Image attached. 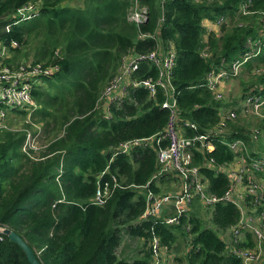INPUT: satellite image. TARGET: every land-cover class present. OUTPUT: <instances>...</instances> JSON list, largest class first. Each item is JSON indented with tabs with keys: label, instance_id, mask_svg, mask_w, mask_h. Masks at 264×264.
<instances>
[{
	"label": "trees",
	"instance_id": "obj_1",
	"mask_svg": "<svg viewBox=\"0 0 264 264\" xmlns=\"http://www.w3.org/2000/svg\"><path fill=\"white\" fill-rule=\"evenodd\" d=\"M65 1L0 0V39L18 42L11 46L14 54L7 63L28 55L27 51L19 53L20 47L37 38L33 62L59 65L32 90L38 107L31 117L41 124L46 138L40 158L32 159L22 150L31 124L24 122L19 129L0 127V225L21 234L43 264H149L153 235L172 248L176 262L243 264L226 249L215 230L202 226V206L197 199L179 224L141 217L146 189L158 190L166 176L171 177L166 173L159 182L144 186L158 168V147L169 142L165 136L155 140L163 134L169 116L168 109L161 106L163 89L158 86L151 95L144 86H129L126 94L111 104V116H106L98 100L119 71L126 52L155 47L154 38H140L139 32H154L163 47L171 42L175 48L171 82L178 121L196 123V130L187 128V134L209 130L218 120L219 109L232 100L214 98L203 81L208 70L223 59L243 53L247 35L255 33L250 17L240 16L247 20L241 26L234 19L245 0H140L148 7L147 19L140 25L129 19L133 0H83L82 6ZM250 1V7L264 10V0ZM31 2L37 8L35 15L16 21L18 9ZM220 14L228 15L229 20L216 32L207 31L203 19ZM203 50L208 55H203ZM256 65H264V48L243 67L250 71ZM137 74L155 76L156 69L144 61ZM251 74L249 87L243 89L264 94V71ZM10 111L27 116L21 108ZM255 117L259 135H264V117ZM231 126L236 130L229 129L227 139L243 137L251 142L249 129L238 123ZM150 136L152 141L143 140ZM135 139L141 141L129 152H117L121 142ZM191 152L193 164L207 182V192L223 193L229 180L216 167L235 153L220 140H214L210 150L192 147ZM256 175L264 179V170ZM105 182L112 193L105 203H96V190ZM207 211L222 232L239 217L236 205L228 200L215 202ZM126 236L143 241L133 254L120 255L118 248ZM242 244H254L249 230L244 232ZM0 264L31 263L17 242L0 234Z\"/></svg>",
	"mask_w": 264,
	"mask_h": 264
},
{
	"label": "built area",
	"instance_id": "obj_2",
	"mask_svg": "<svg viewBox=\"0 0 264 264\" xmlns=\"http://www.w3.org/2000/svg\"><path fill=\"white\" fill-rule=\"evenodd\" d=\"M251 3L250 0L242 1L234 16L236 23L240 26L247 22L240 16L250 17L249 23L255 30V33L247 35L245 39V51L228 61L223 59L218 66L208 70L205 75L204 85L216 99L225 97V88L230 87V82L240 73L243 64L259 55L264 48V10L250 7ZM36 12V6L28 4L15 13L16 21L32 17ZM147 15V5L141 3L140 0H133L129 8V19L140 25L145 22ZM229 18L228 15L223 14L215 19L206 17L203 19V24L207 31L216 32L220 24ZM212 26H216L217 29H213ZM6 29L9 30L10 25H6ZM138 36L154 38L155 47L149 50L131 49L126 52L122 57L119 71L106 85L99 97L98 104L106 116H111V104L124 96L129 86H144L151 95L158 86L163 89L164 98L161 106L168 109L169 116L163 134L157 136L155 140L158 142L165 136L169 142L164 147H158V168L144 186L153 180L159 182L161 175L171 173V176L177 178L178 189L160 191V189L147 188L141 217H155L166 224H179L181 216L191 209L195 198L206 208L211 207L217 201H231L236 205L239 217L229 227L228 238L223 239L226 249L239 256L243 264H250L252 261L258 260L264 253V179L257 177L256 173L264 170V135H259V129L254 127L250 130V143L246 142L243 137L227 139L226 136L227 132H230L227 128L228 124L235 120L239 113L243 116L253 114L264 117L262 90L247 92L238 96L232 104L220 108L218 120L209 130L187 134V128L196 130L197 125L188 119L178 121L176 92L171 82L172 68L176 57L174 45L169 42L166 47H163L154 32L140 31ZM17 45L16 40L6 43L0 39V127H7L3 122L6 117L10 116L9 113H14L10 111L12 108L26 110L29 119L27 123L31 124V127H27L22 150L29 157L39 159L38 148L36 149L33 142L37 140L39 133L41 134L42 128L31 117L33 111L38 107L32 90L43 83L41 80L43 76H49L56 72L59 65L33 61H21L18 65L7 63V58L11 57V46ZM202 54L208 55V52L203 50ZM144 61L155 67V76L137 74ZM262 71H264V65H256L252 68L254 74H259ZM255 87L256 85L253 86V88ZM259 88H261V84H259ZM152 139L153 137L150 136L143 140L152 141ZM214 140H220L227 144L235 153L230 161L223 162L216 167V171L224 172L229 180L228 187L219 195L207 192V182L199 167L193 164L191 152L192 147L199 150L212 149ZM140 141V139H135L121 142L117 147V152H129L131 147ZM212 160L210 158L209 162L212 163ZM60 172H62V167ZM111 193L109 182H105L104 185L99 184L93 201L105 203ZM258 205L261 207L257 208ZM5 227L0 225V234H4ZM185 229L189 230L188 224ZM246 230H249L255 238L253 245L242 244ZM149 246L152 254L149 264H174V251L168 244L162 243L159 236L153 235L149 239Z\"/></svg>",
	"mask_w": 264,
	"mask_h": 264
},
{
	"label": "rangeland",
	"instance_id": "obj_3",
	"mask_svg": "<svg viewBox=\"0 0 264 264\" xmlns=\"http://www.w3.org/2000/svg\"><path fill=\"white\" fill-rule=\"evenodd\" d=\"M65 4H71L70 0H66L64 2ZM32 5H34V3H30ZM75 4V2L73 3ZM76 5V4H75ZM81 6L84 4H80ZM35 6V5H34ZM38 47V41L37 38H35L34 40H30L27 45L25 46H21L19 49V53H24L27 51L28 55H23L19 60L17 61H11L8 63H17L20 61H28V62H32L33 61V57H34V53L37 50ZM14 52H11V56H13ZM252 70H246L245 67H243L240 70V73L235 76L233 78V80L230 82V87L226 89V96L224 97L225 100H230V98H233L234 100L237 99L238 96H241L245 93H247V88L243 89V86L245 87H249L248 81L250 80V76L252 75ZM241 77V78H240ZM242 81L246 82L245 84H242ZM10 116L6 117L5 121L3 122L4 125H7V127H11V128H16L19 129L20 127L22 128V126H24V122H28L29 119L27 118V116L22 117L20 115L14 114V113H9ZM256 115L253 114H249V115H241L240 113L238 114V119L239 120H233L231 121L227 128L230 130H236L234 129L231 124H235L238 123V125L243 126L246 129L251 130L252 128L256 127L255 126V117ZM259 117V116H257ZM40 124V123H39ZM38 124V125H39ZM41 125V124H40ZM34 128L38 129V127ZM237 128V127H236ZM33 144L36 145V149H37V154L40 155L41 151L44 150V145L46 144V138L43 135V132L41 131V134L39 133V136L37 138V140H35L33 142ZM33 159V158H32ZM160 191H173V190H177L178 189V181L177 178H174L173 176L168 177V179H164L160 186ZM197 199V198H195ZM194 201V200H193ZM197 201H199L197 199ZM199 203L201 204V202L199 201ZM193 204V202H192ZM202 206V204H201ZM192 208V205H191ZM201 215L203 217V222H202V226H208L210 228H212L213 230H215L217 232V234L223 238V239H227V235H225L224 233L226 231H228V229L226 231H224V233L221 230H218L216 228V226L210 221L209 219V212L207 211V208L202 206L201 209ZM143 239L142 238H134V237H129L126 236L124 241L122 242V244L119 246L118 248V252L120 255H123L124 253H129V254H133L135 251H137L141 244H142ZM255 241V238H254ZM174 264H184L183 262L180 261H175ZM250 264H264V253L263 255L256 261H252Z\"/></svg>",
	"mask_w": 264,
	"mask_h": 264
},
{
	"label": "water",
	"instance_id": "obj_4",
	"mask_svg": "<svg viewBox=\"0 0 264 264\" xmlns=\"http://www.w3.org/2000/svg\"><path fill=\"white\" fill-rule=\"evenodd\" d=\"M3 233L6 234L11 240L17 242L23 248L31 264H43L35 249L21 234L8 226L3 229Z\"/></svg>",
	"mask_w": 264,
	"mask_h": 264
},
{
	"label": "crops",
	"instance_id": "obj_5",
	"mask_svg": "<svg viewBox=\"0 0 264 264\" xmlns=\"http://www.w3.org/2000/svg\"><path fill=\"white\" fill-rule=\"evenodd\" d=\"M71 1V4H73L74 2H75V4L76 5H80V4H83V0H70ZM212 28L213 29H217V27L216 26H212ZM225 95L224 96H226V88H225ZM230 100H232L230 103L232 104V102H234V99L233 98H230ZM228 106V105H227ZM224 233V232H223ZM225 235H227L228 236V234H227V231L224 233ZM228 238V237H227ZM244 238V237H243Z\"/></svg>",
	"mask_w": 264,
	"mask_h": 264
}]
</instances>
